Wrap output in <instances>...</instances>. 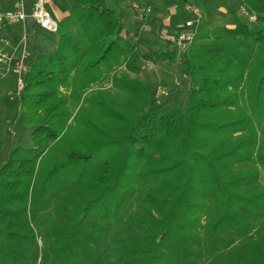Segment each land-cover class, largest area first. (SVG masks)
Listing matches in <instances>:
<instances>
[{
	"label": "trees",
	"instance_id": "1",
	"mask_svg": "<svg viewBox=\"0 0 264 264\" xmlns=\"http://www.w3.org/2000/svg\"><path fill=\"white\" fill-rule=\"evenodd\" d=\"M242 3L254 23H202L180 55L77 0L11 107L33 147L0 165V264H264V0ZM179 56L173 109L139 62Z\"/></svg>",
	"mask_w": 264,
	"mask_h": 264
},
{
	"label": "rangeland",
	"instance_id": "2",
	"mask_svg": "<svg viewBox=\"0 0 264 264\" xmlns=\"http://www.w3.org/2000/svg\"><path fill=\"white\" fill-rule=\"evenodd\" d=\"M121 5L120 15L122 20L126 25V30L130 33L138 32L139 23L141 29L143 31V35L146 37H152L153 29H155L154 34L160 35L162 30H164V26L159 27L156 23V27L150 23V19L152 16L148 14L144 15V10L141 12L142 15H134L129 7V3L127 0H116ZM138 6H141L143 9H146L150 6H147L148 0H131ZM232 4H234L233 0H230ZM77 0H53L52 3L46 1L45 8L50 10L53 13V9H58L63 13H70L72 7L76 5ZM189 2L199 8L200 12L204 15L206 12L209 14H218L215 18H211L212 22L220 25L228 24L229 20L234 16L239 20L247 21L250 23H254L255 21H251L247 14H241L239 12L240 6L234 4L233 6H237L238 12H234L231 9L222 12L220 11V5L224 4V6L229 4V0H189ZM228 8V7H227ZM243 10V9H241ZM220 11V12H219ZM132 12V13H131ZM226 13V14H225ZM235 14V15H233ZM211 16V15H210ZM138 19V21H137ZM159 27V28H158ZM177 31L175 32V34ZM178 34V33H177ZM176 34V35H177ZM175 35V36H176ZM54 38V33H50L42 28H38V33L35 36L34 41L38 44V50L34 54H45L50 51L52 47V39ZM33 52V51H32ZM181 53L180 55H183ZM181 56H179L178 62L173 66H168L166 63H153L151 61H140L139 64L142 68V76H144L147 81L152 86V90L155 92V98L159 102L168 101V107L173 109H179L183 106L185 102L186 91L189 87V81L182 75L183 64L181 65ZM110 83L104 85L105 88H110ZM23 87V86H22ZM21 87V88H22ZM162 89H165L166 93L162 96H157L158 92ZM20 85L18 77L14 75H8L0 81V140L4 142L2 149L0 150V165L4 162V159L13 146L16 144L18 146L24 148L33 147L32 141V130L33 127H24L21 121L18 119L13 123L12 121V104L16 99H19L18 93L20 92ZM11 91L12 94L8 95L7 93ZM157 96V97H156Z\"/></svg>",
	"mask_w": 264,
	"mask_h": 264
},
{
	"label": "built area",
	"instance_id": "3",
	"mask_svg": "<svg viewBox=\"0 0 264 264\" xmlns=\"http://www.w3.org/2000/svg\"><path fill=\"white\" fill-rule=\"evenodd\" d=\"M187 19L184 22V28L174 38H170L167 31L164 29L161 32V39L170 41L174 44L178 52L184 53L193 43L198 28L202 23V16L199 8L191 3L186 4ZM152 11L151 7L144 9L148 15ZM247 14L251 21H256V15L250 14L244 8L242 10ZM142 15V14H141ZM41 28L56 32L57 23L53 21L50 12L46 10H37L34 14ZM27 14L25 0H15L14 9L0 13V30L9 23H24L26 22ZM31 55L30 37L24 31L20 34L18 40L12 41L9 38L1 40L0 44V74L12 73L19 79L20 89L23 85V76L29 71L28 59ZM166 93L165 89L158 92L157 96H162ZM156 96V97H157Z\"/></svg>",
	"mask_w": 264,
	"mask_h": 264
},
{
	"label": "crops",
	"instance_id": "4",
	"mask_svg": "<svg viewBox=\"0 0 264 264\" xmlns=\"http://www.w3.org/2000/svg\"><path fill=\"white\" fill-rule=\"evenodd\" d=\"M46 1L52 3L53 0H25V7H26V14H27V19L25 24L24 23H9L7 24L4 29L0 30V44H1V40L9 38L12 41H16L18 40L20 34L22 33V31H24V29L26 30V32L29 34L30 37V46H31V54L33 55L34 53H36V51L38 50V44L34 41L35 36L38 33V28H41L38 24L37 19L35 18L34 14L37 10L41 11V10H46L48 12H50L51 17L53 19V21H55L56 23H58L59 21H61L63 18L67 17L69 15V13H63L61 11H59L58 9H53V13L50 10H47L45 8L46 5ZM234 4L237 3L238 6H240L239 12L241 14L242 10L244 9V5L242 3V0H233ZM14 2L15 0H0V13H4L6 11H11L14 9ZM114 2V1H113ZM127 2L130 4L129 7L131 8V12L134 15L138 16L141 15V12L144 10L141 6H138L137 4H135L133 1L131 0H127ZM150 0H148V4L147 6H150L152 11V16L154 17H158L159 20L162 22L164 29L167 31L168 35L170 38H174L175 35L177 33H179L181 30H183L184 28V22L187 19V11H186V4L190 3L189 0H154V4L151 6L149 4ZM229 4H232V2L229 0ZM234 4H232V6L226 5L224 6V4L220 5V11L225 12L228 9H231L233 11V13L237 10V6L235 8V6H233ZM228 7V8H227ZM154 9V10H153ZM156 9V10H155ZM201 11V10H200ZM219 11V12H220ZM229 14V11H227ZM150 13V14H151ZM226 14V13H225ZM211 15V16H210ZM235 15V14H233ZM202 23H206L208 27L210 28H215L217 26H220V24H216L215 22H212L210 19L211 18H215L218 16V14H209V12H206V14H202ZM139 17V16H138ZM211 17V18H209ZM237 18H234V16L231 18V20H229L228 26H232L233 22L236 20ZM138 21V19H137ZM201 23V24H202ZM43 29V28H42ZM50 33H54L52 31H49L47 29H44ZM142 30L140 23H139V27H138V31ZM177 31V33L175 34V32ZM132 35H134L133 33H131ZM144 37L145 34L143 35ZM147 38V37H146ZM34 47L36 48V50L34 52L33 49ZM36 55V54H35ZM8 75H14L12 73H8V74H0V81L1 79L5 78ZM16 76V75H14ZM17 77V76H16ZM8 95H11L12 92L9 91L7 93ZM19 95V93H18ZM18 99H16L15 101H17ZM1 110V108H0ZM0 116H1V112H0Z\"/></svg>",
	"mask_w": 264,
	"mask_h": 264
}]
</instances>
